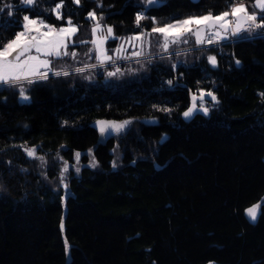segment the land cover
Segmentation results:
<instances>
[{"label": "trees", "instance_id": "16d2710c", "mask_svg": "<svg viewBox=\"0 0 264 264\" xmlns=\"http://www.w3.org/2000/svg\"><path fill=\"white\" fill-rule=\"evenodd\" d=\"M232 1L63 0L58 20L61 0H0V47L25 15L78 27L76 58L52 65L68 76L0 86V264H264V206L254 221L245 213L264 199V33L153 48L112 62L116 76L74 71L94 64L91 10L112 26L110 46ZM242 1L259 19L257 0ZM141 9L155 18L135 27ZM201 89L214 104L183 117ZM123 118L122 133L98 139L97 121Z\"/></svg>", "mask_w": 264, "mask_h": 264}, {"label": "snow or ice", "instance_id": "6c2138e0", "mask_svg": "<svg viewBox=\"0 0 264 264\" xmlns=\"http://www.w3.org/2000/svg\"><path fill=\"white\" fill-rule=\"evenodd\" d=\"M22 3L31 6L35 3V0H22ZM74 3L79 4V0H74ZM149 5L158 4L159 0H147ZM63 6V0L57 3L54 11L56 13V18L62 19L60 14V9ZM255 7L261 9L259 15L260 23L256 24L258 16L256 14L249 15L247 13V8L245 5H237L231 8V12H222L219 15H212L211 13L199 17H188L183 20H175L174 23L164 24L163 27H153L151 29L152 33L160 34L162 37V43H160L159 38L157 42L160 43V47L164 52H168L170 45L178 43L183 36L186 34L194 35L196 44L204 43V39L201 36V32H205L209 44L216 43L218 40H223L226 38L228 28L230 27L229 16L233 17L235 20V26L232 28V35L236 36L243 31H247L252 27L264 28V0H257ZM5 9H0L4 11ZM88 17L96 20L97 17L94 12H88ZM144 17L141 14H137L136 23L139 24ZM24 23L20 25L23 29L22 31L16 32L13 39L8 40L7 43L0 47V86L2 85H12L22 81H26L28 84L36 83L39 80H47L49 78V73L53 76H68V71L53 70L52 65L54 59L71 56L73 59L76 58L77 53L73 50L69 53L68 49L71 46L73 49L76 44L72 41V37L78 31L76 25H74L71 19L67 20L66 26H61L59 29H55L52 25L46 24L43 20L31 19L28 15L23 17ZM155 23V20H154ZM192 25H196V29L193 30ZM101 25L97 22L91 29L93 39L90 43L93 48L88 49L89 53H94V58L96 59V64H85L84 67L76 68L74 71L77 73H82L89 68H99L106 64L112 66L114 57L116 59H128L126 56H121L120 53L123 51V46H119L117 49L112 50L113 55H108V49L102 46L112 37V28L108 27L107 35L97 36L98 29ZM43 29H47L46 31ZM213 29H217L213 31ZM222 30V31H221ZM144 33H140L132 38L131 40H142ZM187 43L188 41H184ZM89 43V41L81 40L79 44L84 45ZM143 47V43L141 44ZM143 53L141 51H136L131 53L132 56H141ZM51 58V59H50ZM208 60L211 64H216V58L214 56H209ZM239 63V62H237ZM175 67V65L173 66ZM120 74V68L117 67L115 71L107 72V76H116ZM169 84L172 81H168ZM205 93L201 91L200 99H203ZM207 95L212 96L215 100L216 97L208 92ZM20 96L23 100H28L29 97L25 95V90L20 89ZM193 99H196L193 97ZM153 107H156L155 105ZM201 109L205 114H207L208 109L200 105ZM195 104L189 107L183 116L188 118L192 115ZM167 111L168 109H164ZM130 123V121H124L119 124L115 122H105L97 121L100 125V132L105 134L108 129L120 132L121 129ZM91 152V149L89 150ZM28 156H34L35 152L33 149L27 150ZM77 161L80 158L81 153L76 154ZM41 159H43L41 157ZM95 166V165H93ZM67 169V164L65 165V170ZM79 171V169H77ZM63 175V172L61 173ZM264 206V199L258 204L252 205L251 207L245 209V213L251 220H255L257 217V209ZM63 228V224H61ZM67 246V242H66Z\"/></svg>", "mask_w": 264, "mask_h": 264}, {"label": "rangeland", "instance_id": "374dc122", "mask_svg": "<svg viewBox=\"0 0 264 264\" xmlns=\"http://www.w3.org/2000/svg\"><path fill=\"white\" fill-rule=\"evenodd\" d=\"M241 4H243V5H245L246 6V4L242 1V0H233L231 3H230V7H229V9L227 10V12H231V8L233 7V6H237V5H241ZM247 8V7H246ZM90 12H94L93 10H91ZM222 12H225V11H222ZM222 12H218V13H211L212 15H219L220 13H222ZM95 13V12H94ZM210 12H206V13H193V14H189V15H187V16H184V17H180V18H176V19H173V20H171V21H168V22H166V23H164V24H170V23H174V21L175 20H183V19H186V18H188V17H199V16H203V15H207V14H209ZM247 13L249 14V15H251V14H255L254 13V11L253 12H251V11H249L248 9H247ZM31 19H38V20H43L46 24H48V25H52L55 29H59L61 26H66V22L65 23H62V24H58V25H56V24H54V23H52V22H50V21H48V20H46V19H43V18H39V17H30ZM229 21H230V27L228 28V30H227V33H224V34H226L227 36H229V35H232V28L235 26V20H234V18L233 17H231V16H229ZM97 22H99V24L101 25V27H100V29H98V32H97V36H100V35H107V29H108V27H111L112 28V26L110 25V24H103L102 22H100V21H98L97 19L96 20H94V23L92 24V26H91V29H92V27L97 23ZM74 25H76L77 26V24L76 23H74V22H72ZM164 24H159V25H155V26H153V27H163V25ZM153 27H151V28H146V27H144V26H142L140 29H137V30H134L132 33H130V34H128V35H126V36H124V37H122L121 38V40L119 41V43H117V44H114V45H108V41L102 46L103 48H106V49H108L109 51H108V55H113V52H112V50H115V49H117L119 46H123V51L120 53V55L121 56H126V57H128V59H132V58H139V57H143V56H145V55H148V53H149V51L150 50H152L153 48H158L160 51L159 52H161V51H163L162 49H161V47H160V43H162V37H160V34H158V33H152L151 35H149V33H151V29L153 28ZM78 28V27H77ZM192 28H193V30H195L196 29V25H192ZM23 29H20L19 31H22ZM217 29H213V31H216ZM222 31V30H221ZM247 32V31H246ZM140 33H144V36H143V38H142V40H131L130 38H132V37H134V36H136V35H138V34H140ZM115 36V34L113 33V30H112V37H114ZM201 36H202V38L204 39L207 35L205 34V32H201ZM75 35L72 37V41L74 42V43H77L78 42V40H76L75 38ZM111 37V38H112ZM14 38V37H13ZM12 38V39H13ZM159 38V41H160V43H158L157 42V39ZM93 39V37H92V32H91V40ZM11 40V39H10ZM188 41L187 43H193L192 45H190V46H188V45H184V44H187V43H185L184 41ZM143 43V47H141V44ZM194 45H201V44H196V42H195V36L194 35H190V34H186L185 36H183L182 38H181V40L178 42V43H176V44H172V45H170V48H169V50H174V49H181V50H184V49H186V48H190V47H192V46H194ZM76 48V47H75ZM136 51H141L143 54L141 55V56H132L131 55V53H133V52H136ZM93 58H94V53H93ZM51 59V58H50ZM120 60H126V59H116L115 57H114V59H113V62H117V61H120ZM93 63L94 64H96L97 63V61H96V59L94 58V60H93ZM79 67H84V65H82V66H76L74 69H76V68H79ZM53 68V67H52ZM117 68V65H115V66H111V67H100L99 69L100 70H102V72H104V71H106V72H111V71H115V69ZM201 91H203L204 93H205V95L203 96V99L201 100L200 99V93H201ZM208 92H211L212 94H213V92L211 91V90H204V89H201V90H199L198 92H192L191 93V100H190V105L188 106V108L189 107H191L193 104H195V108H194V110H193V113L195 112V111H202L203 112V110L201 109V107H200V105L201 104H203V106L205 107V108H207L208 109V107L210 106V105H213L214 104V102H215V100H213L212 99V96H209V95H207V93ZM214 95V94H213ZM215 96V95H214ZM193 97H195L196 99H193ZM188 108H186L184 111H183V113L188 109ZM183 113H182V115H183ZM192 113V114H193ZM184 117V116H183ZM186 118V117H185ZM99 121H105V122H115V123H117V124H119V123H121V122H124V121H130V123H131V120L130 119H128V118H123V119H112V120H99ZM130 123H128V124H126L122 129H121V131L120 132H116V131H113L112 129H108L107 130V132L105 133V136L106 135H117V134H119V133H122L126 128H127V126L130 124ZM96 124H97V122H96ZM97 126H98V128H99V131H100V125H98L97 124ZM89 164L91 165V166H93V165H95L96 164V160L93 158V157H91L90 158V160H89ZM67 254H68V250H67Z\"/></svg>", "mask_w": 264, "mask_h": 264}, {"label": "built area", "instance_id": "2783aa9c", "mask_svg": "<svg viewBox=\"0 0 264 264\" xmlns=\"http://www.w3.org/2000/svg\"><path fill=\"white\" fill-rule=\"evenodd\" d=\"M138 13L141 14V15L144 17L142 20L155 18V13H153V12H151V11H148V10H146V9H141ZM140 23H141V21H140ZM140 23L137 24V23L135 22L134 26H135V27H140V25H141ZM255 23H256V24H259V23H260V19L257 18V20H256ZM43 30L46 31L47 29H43ZM247 32H248V34H247L248 36H254V35H257V34H260V33H264V32H262L261 28H257V27H252V28H250L249 30H247ZM222 34H224V33L222 32ZM225 35H226V34H225ZM207 39H208V37L206 36V37L204 38V43H202L201 45H218V44H220V43H222V42L228 40V39H229V36L226 35V38H225V39H223V40H218L216 43H212V44H209V43L207 42Z\"/></svg>", "mask_w": 264, "mask_h": 264}, {"label": "water", "instance_id": "95a60500", "mask_svg": "<svg viewBox=\"0 0 264 264\" xmlns=\"http://www.w3.org/2000/svg\"><path fill=\"white\" fill-rule=\"evenodd\" d=\"M98 139L102 142H105L106 140V136L105 134H102L100 131H99V135H98Z\"/></svg>", "mask_w": 264, "mask_h": 264}, {"label": "bare ground", "instance_id": "6f19581e", "mask_svg": "<svg viewBox=\"0 0 264 264\" xmlns=\"http://www.w3.org/2000/svg\"><path fill=\"white\" fill-rule=\"evenodd\" d=\"M236 38V37H235Z\"/></svg>", "mask_w": 264, "mask_h": 264}, {"label": "crops", "instance_id": "0c3cea01", "mask_svg": "<svg viewBox=\"0 0 264 264\" xmlns=\"http://www.w3.org/2000/svg\"><path fill=\"white\" fill-rule=\"evenodd\" d=\"M240 34V33H239Z\"/></svg>", "mask_w": 264, "mask_h": 264}]
</instances>
